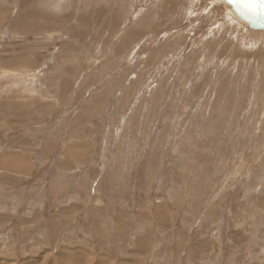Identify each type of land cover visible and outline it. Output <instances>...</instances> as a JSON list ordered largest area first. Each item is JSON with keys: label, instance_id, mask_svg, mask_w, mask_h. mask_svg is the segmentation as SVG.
Here are the masks:
<instances>
[{"label": "rangeland", "instance_id": "rangeland-1", "mask_svg": "<svg viewBox=\"0 0 264 264\" xmlns=\"http://www.w3.org/2000/svg\"><path fill=\"white\" fill-rule=\"evenodd\" d=\"M0 264H264V31L0 0Z\"/></svg>", "mask_w": 264, "mask_h": 264}, {"label": "water", "instance_id": "water-1", "mask_svg": "<svg viewBox=\"0 0 264 264\" xmlns=\"http://www.w3.org/2000/svg\"><path fill=\"white\" fill-rule=\"evenodd\" d=\"M248 28L264 31V0H215Z\"/></svg>", "mask_w": 264, "mask_h": 264}, {"label": "crops", "instance_id": "crops-1", "mask_svg": "<svg viewBox=\"0 0 264 264\" xmlns=\"http://www.w3.org/2000/svg\"><path fill=\"white\" fill-rule=\"evenodd\" d=\"M29 212H31V210H30V211H28V213H29ZM57 214H58V217H59V219H62V218H63L62 216H59V213H56V214H53V215H57ZM61 214H62V213H61ZM61 214H60V215H61ZM44 216H45V215H44ZM49 220H50V219H49ZM47 223H49V222H48V220H47ZM62 228H65V226H62ZM62 228L59 230V232H58V233H60L61 231H63V230H64V229H62ZM58 233H56V234H58Z\"/></svg>", "mask_w": 264, "mask_h": 264}, {"label": "bare ground", "instance_id": "bare-ground-1", "mask_svg": "<svg viewBox=\"0 0 264 264\" xmlns=\"http://www.w3.org/2000/svg\"><path fill=\"white\" fill-rule=\"evenodd\" d=\"M213 1L216 2L215 0H213ZM216 3H217V2H216ZM228 13H230L229 10H228ZM231 14H232V13H230V15H231ZM232 16H233V15H232ZM233 18H234V17H233ZM234 19H235V18H234ZM235 21L238 22L239 24L243 25V26L245 25V24H242L241 22H239L237 19H235ZM245 26H246V25H245ZM251 30H252V29H251ZM254 31H256V30H254Z\"/></svg>", "mask_w": 264, "mask_h": 264}]
</instances>
